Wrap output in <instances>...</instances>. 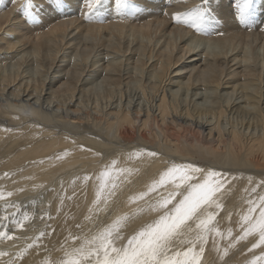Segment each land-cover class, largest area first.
Returning a JSON list of instances; mask_svg holds the SVG:
<instances>
[{
  "label": "bare ground",
  "instance_id": "bare-ground-1",
  "mask_svg": "<svg viewBox=\"0 0 264 264\" xmlns=\"http://www.w3.org/2000/svg\"><path fill=\"white\" fill-rule=\"evenodd\" d=\"M25 3L0 5V264L69 251L80 243L73 237L127 214L117 242L125 245L167 210L151 205L171 184L133 198L172 164L223 174L225 235L214 239L228 252L218 258L210 239L214 264L264 254L253 247L257 234L236 240L249 201L264 196V1L253 0L248 23L237 0H129L126 9L117 0H33L31 17ZM197 7L207 32L174 18ZM134 151L142 154L130 158ZM106 166L124 171L96 203ZM35 196L37 207H18Z\"/></svg>",
  "mask_w": 264,
  "mask_h": 264
},
{
  "label": "snow or ice",
  "instance_id": "snow-or-ice-1",
  "mask_svg": "<svg viewBox=\"0 0 264 264\" xmlns=\"http://www.w3.org/2000/svg\"><path fill=\"white\" fill-rule=\"evenodd\" d=\"M252 2L253 0H237V15L242 23H248ZM88 3L89 7H92L94 3H99V0H88ZM2 4L3 0H0V5ZM117 6L118 9H126L129 7V0H117ZM32 8L33 0H26L24 14L33 16ZM174 18L177 22L188 24L198 31H209L205 14L199 7L188 12L175 13ZM141 154V151H134L130 158L139 157ZM148 154L157 155L154 152ZM112 163L114 165L116 161L113 160ZM121 171L124 170L106 166L100 173L98 179L101 183L96 203L99 202L104 189L109 188V179ZM197 176H202V179L192 182ZM84 179L87 180L88 177ZM168 184L173 185L176 190L168 192L151 205L153 210H167L154 222L139 229L125 245L117 246V242L123 239L121 230L129 219L127 214L118 216L91 237H73L80 239L79 245L66 251L59 264H214L206 255L210 239L217 257L226 256L228 249L218 248L217 240L214 239H223L225 235L218 227L217 221V215L223 209L222 196L227 191L223 174L215 169L205 170L194 164H172L158 180L151 183L147 192L140 193L133 199H142L149 192L157 191ZM182 185L183 193L178 191ZM115 187V183L111 184V188ZM177 195L182 198L168 209V205L172 204ZM0 198H3L2 193ZM240 219L242 234L236 240H243L255 233L259 240L253 247L264 245V196H260L258 201H249L248 211ZM227 236L232 237V229H227ZM177 248L180 250H176ZM0 255L4 253L0 252ZM258 261H264V254L256 257L251 264H257Z\"/></svg>",
  "mask_w": 264,
  "mask_h": 264
},
{
  "label": "rangeland",
  "instance_id": "rangeland-1",
  "mask_svg": "<svg viewBox=\"0 0 264 264\" xmlns=\"http://www.w3.org/2000/svg\"><path fill=\"white\" fill-rule=\"evenodd\" d=\"M208 1L209 0H201V2H205V3H208ZM264 1V0H263ZM55 6V5H54ZM53 6V7H54ZM205 10H204V13H208L209 11H210V9H208V6H206V8H204ZM208 9V10H207ZM208 11V12H207ZM94 15V14H93ZM45 22V19H43V23ZM185 24V23H184ZM186 25V24H185ZM204 37H207L208 38V36H204ZM72 121H76L75 119H72ZM42 197V196H41ZM40 197V198H41ZM37 198V199H36ZM40 198H38V197H30V198H26V200L25 199H18L17 200V204H19V206L18 207H20L22 210H24V211H28V209H29V207H37V204H38V202L39 201H41V199ZM36 199V200H35ZM36 202H35V201ZM27 203H26V202ZM32 203H31V202ZM34 201V202H33ZM29 203H31V204H29ZM36 203V204H35ZM24 205V206H23ZM30 205V206H29ZM35 205V206H34ZM27 206V207H26ZM26 209V210H25ZM68 249L65 247V248H63V249H57V250H53V252H50V254L47 256V257H45L44 259L43 258H39V259H37V260H35V261H33L32 262V264H59V262L64 258V254H65V252L67 251ZM44 260H45V262L46 263H42V262H44Z\"/></svg>",
  "mask_w": 264,
  "mask_h": 264
}]
</instances>
